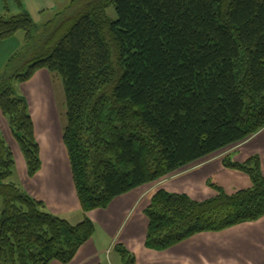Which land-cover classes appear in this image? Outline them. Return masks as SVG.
Instances as JSON below:
<instances>
[{
  "label": "trees",
  "instance_id": "1",
  "mask_svg": "<svg viewBox=\"0 0 264 264\" xmlns=\"http://www.w3.org/2000/svg\"><path fill=\"white\" fill-rule=\"evenodd\" d=\"M112 6L115 19L107 14ZM39 28L27 12L0 15V39L22 31L24 74L0 80V113L28 178L41 169L27 101L13 81L56 74L65 95L61 143L82 212L193 167L264 129V0H73ZM223 167L247 189L214 192L201 202L159 190L144 214V245L166 251L202 233L223 232L264 217L259 156ZM15 160L0 133V264H69L94 236L51 214L14 181ZM120 264L135 257L115 245Z\"/></svg>",
  "mask_w": 264,
  "mask_h": 264
},
{
  "label": "crops",
  "instance_id": "2",
  "mask_svg": "<svg viewBox=\"0 0 264 264\" xmlns=\"http://www.w3.org/2000/svg\"><path fill=\"white\" fill-rule=\"evenodd\" d=\"M49 75L50 73L45 70L38 71L28 82L37 77L45 81ZM25 85L26 83L22 85L24 95L30 96L31 101L34 100L36 90L26 91ZM33 93L35 96L32 95ZM46 120L49 121H45V126L42 128L45 131L41 130L43 133L46 132V141H44L40 137L39 129L42 123L40 124L33 117L35 137L40 147L41 169L33 178H28L26 173V179L17 184L30 197L43 202L46 210L51 214L56 213L61 217L67 215L70 216L69 219L75 215L80 222L87 216L94 224L93 238L80 247L69 264H120V258L114 250L115 245L124 246L135 257V264H264V217L223 232L195 235L166 251H152L144 245L148 226L144 209L149 206L157 191L185 194L195 200L191 195L194 190L192 191L190 185L195 183L203 186L202 182L207 185L214 176H219L221 182L225 181L228 184L225 186L229 189L227 193L235 192L237 190L235 188L239 185L242 187L238 189H247L250 186V182L244 175L223 167L222 161L225 156L213 157V155L175 176L119 196L106 209L85 214L80 209L72 187L73 180L68 166V156L61 143L63 126L59 127L51 117ZM0 133L15 159L17 158L21 163L23 170L25 167L23 157L1 113ZM256 134L225 155L238 163H244L250 157L259 156L264 174V129ZM222 188L225 190L224 186Z\"/></svg>",
  "mask_w": 264,
  "mask_h": 264
},
{
  "label": "rangeland",
  "instance_id": "3",
  "mask_svg": "<svg viewBox=\"0 0 264 264\" xmlns=\"http://www.w3.org/2000/svg\"><path fill=\"white\" fill-rule=\"evenodd\" d=\"M18 2L17 0H0V15L10 17L19 15L23 12H27L36 26L42 28L44 24L52 22V20H55L59 16H62L63 13L66 14L70 10L69 8L73 0H18ZM19 4H21V6ZM107 14L109 17H111V19H115L116 17L115 11L113 10L112 6L107 9ZM25 49L26 41L24 33L22 31L17 32L11 39H0V80L5 74L12 75L16 72L24 74L26 72V62H28L30 58L29 55H23L26 52ZM23 84L13 81L11 88L13 89L15 95H20L26 99L29 107V112L30 114L32 113V120L34 117L37 122H39L40 124L42 123V127L39 128L40 132L41 130L45 131V129L43 130L42 128L45 126V121H49L46 120L48 119V117H51V119L55 121V124H57L59 127L61 126L62 128V126H64L66 123V107L63 84L60 78L56 74H50L45 81H43L41 77H37V79H34L28 83L26 82V91H30L32 89L36 90V96L34 95V93L32 94L33 96H35V99L33 98L34 100L32 101L29 98L30 96H25L26 94L24 95V86L22 87ZM43 105L45 106L44 108ZM45 135L46 132H41L40 134V137L44 141H46ZM231 149L222 150V152L217 153L213 157H224L229 151H231ZM14 160L16 163V173L14 175V181L20 184L19 181H24V179H26L27 177L25 176L26 167H24V169L22 170L21 163H19L17 158L15 159V157ZM221 181L222 180L219 178V176H214L211 180L212 183H216L220 187L224 186L225 191L227 192L229 189H227L225 186H227L228 184L225 183V181ZM202 184L203 186L196 185L195 183L190 185V187H192V191L194 190V193H191V195L194 196L195 200L197 201H200L203 198L205 200L207 198L210 199L212 197L205 196H213L212 194H214V192L206 184H204L203 182ZM240 187L242 186L239 185L235 189H238ZM1 207L2 203L0 202V208ZM54 214L57 215L56 213ZM60 217L61 216H59V218ZM61 218L67 220L71 225H77L78 223H80L78 217H76L75 215H73L71 219H69L70 216L67 215H63ZM114 255L115 254H113V256Z\"/></svg>",
  "mask_w": 264,
  "mask_h": 264
}]
</instances>
